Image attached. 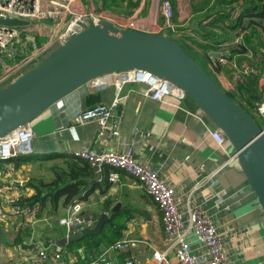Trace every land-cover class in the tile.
Segmentation results:
<instances>
[{
  "label": "crops",
  "instance_id": "0c3cea01",
  "mask_svg": "<svg viewBox=\"0 0 264 264\" xmlns=\"http://www.w3.org/2000/svg\"><path fill=\"white\" fill-rule=\"evenodd\" d=\"M161 1L117 0L111 8L103 6V0H77V4L81 10L106 13L122 28L163 34ZM170 1L176 28H183L185 35L197 36L203 41L197 33L198 20L207 11L193 12L192 5L198 0ZM118 6L128 10L127 13ZM238 37L241 36L234 35L232 40L219 46L227 50L235 45ZM211 52L213 56L223 54ZM205 62L221 88L230 89L231 67L217 69L206 58ZM123 77V73L105 75L69 94L31 122L33 154L38 159L18 165L17 175L8 179L12 191L18 192L23 186L31 198L35 191L29 180H54L56 172L66 167V161L75 151L86 148L125 151L133 146L135 157L158 169L174 188L186 219L192 206H200L212 216L223 237L229 264H264V210L230 141L223 146L217 143L211 134L217 127L189 96L171 94L155 100L146 94V83ZM117 96L120 104L114 117L120 124L119 136L100 140L94 120L69 129L79 111L98 102L110 104ZM51 154L59 157L45 159ZM113 170L107 166L100 171L101 176L95 170L88 187L95 185V189L86 199L77 200L81 202L80 212L88 220V227L95 226L99 218L97 210L111 216L99 233L81 239L68 236L67 227L59 223L67 211L66 196L55 203L47 200L32 225H25L20 216L0 221V264H18L34 258L36 244L62 251L69 264H83L104 255L117 264L126 256L134 257L137 264H155L154 252L167 246L162 212L135 177L119 171L120 180L113 182L110 179ZM189 233L192 251L200 254L202 264H207L205 248L193 232ZM64 237L69 240L66 242ZM127 239L134 240L128 248L112 249L115 242ZM72 241L80 244L70 249ZM171 257L175 259L173 253Z\"/></svg>",
  "mask_w": 264,
  "mask_h": 264
},
{
  "label": "built area",
  "instance_id": "2783aa9c",
  "mask_svg": "<svg viewBox=\"0 0 264 264\" xmlns=\"http://www.w3.org/2000/svg\"><path fill=\"white\" fill-rule=\"evenodd\" d=\"M160 8L164 18L160 30L167 35L166 29L176 30L173 22L174 9L170 0H162ZM0 18H17L31 22L28 26L18 27L0 25L2 68L0 88L25 73L73 33L82 31L102 19H107L116 25L115 20L108 17L106 13L81 10L77 0H0ZM240 39L241 37H238L236 42ZM211 65L231 67L232 76L228 83L230 89L235 87L238 80L260 73L259 85L261 88L264 87V71L261 72L255 64L237 63L230 61L224 54H220L212 55ZM123 74L124 80L146 83L148 85L146 94L152 99L163 100L171 94L179 97L186 96L181 88L150 72L134 70ZM119 104L120 97L117 96L110 104L98 102L79 111L74 116L73 124L69 126V129L75 128V124H85L94 120L98 124L97 137L100 140L110 135L119 136L120 124L114 117ZM255 113L262 122L261 127L264 131V98L257 102ZM211 134L220 146L228 141L218 127L211 130ZM33 138L34 131L29 124L0 138V221L8 217L20 216L24 218L25 225H32L42 210L40 202L30 201L28 192L23 190V186L20 191L14 192L8 183L9 178L17 175L16 159L33 153ZM73 155L87 160L92 167H98L99 171L107 166L115 169L110 172V179L113 182L120 180L119 171H123L135 177L146 189L162 212L164 238L167 243L163 250L154 252L155 264H202L200 254L191 249L189 232H193L205 248L207 264L230 263L223 237L212 216L202 207L192 206L189 208L186 219L180 210V198L176 196L174 188L166 182L158 169L135 157L133 146L125 151L86 148L75 151ZM80 211L81 202L75 200L67 206L66 214L59 219V223L67 227L68 236L81 233L90 227H88V220ZM133 241L132 239L117 241L112 245V249H126ZM33 247L35 257L18 264H69L60 250L42 244H36ZM171 253L174 254L175 259L171 257ZM83 264L117 263L104 255ZM121 264L137 263L134 257L126 256Z\"/></svg>",
  "mask_w": 264,
  "mask_h": 264
},
{
  "label": "water",
  "instance_id": "95a60500",
  "mask_svg": "<svg viewBox=\"0 0 264 264\" xmlns=\"http://www.w3.org/2000/svg\"><path fill=\"white\" fill-rule=\"evenodd\" d=\"M17 18L0 25L28 26ZM140 70L181 88L221 129L264 210V131L256 118L212 79L202 64L173 38L102 19L73 33L39 62L0 88V138L31 124L60 100L108 74ZM101 176L98 167H94ZM119 206V205H118ZM115 208L112 210L114 212ZM93 227L75 235L99 233L111 216L96 211ZM66 242L68 237H64ZM61 246L62 242H58Z\"/></svg>",
  "mask_w": 264,
  "mask_h": 264
},
{
  "label": "trees",
  "instance_id": "16d2710c",
  "mask_svg": "<svg viewBox=\"0 0 264 264\" xmlns=\"http://www.w3.org/2000/svg\"><path fill=\"white\" fill-rule=\"evenodd\" d=\"M116 1L103 0V6L111 8L112 2ZM192 10L194 13L207 11V14L198 20L200 27L197 33L203 41L197 36L185 35L184 29L179 27L175 31L166 29V34L178 41L187 52V49H190L194 53L192 56L202 64L216 83L214 74L205 62V58L209 63L212 61L211 51L223 53L230 61L255 64L261 72L264 71V0H198L193 3ZM234 12L236 13L233 14ZM231 32L242 38L226 50L219 45L226 40H232L234 35H231ZM206 41L208 44L205 43ZM249 54L254 57L255 63L248 57ZM217 69H220V66H217ZM1 71L0 64V73ZM260 74L238 80L234 88L223 90L244 106L262 125L255 113L257 102L264 98V87L261 88L259 85ZM58 157L56 154H51L45 159ZM69 158L66 167L56 172L54 180L50 182L33 178L29 180V185L35 191L30 198L31 202H40L44 206L47 200L55 203L65 195V204L69 205L75 200L86 199L95 189V185L88 188L95 173L94 167L85 159L75 156ZM37 159L38 156L32 153L17 158L16 162L20 165L24 161ZM76 243L80 244L72 241L69 248L75 249Z\"/></svg>",
  "mask_w": 264,
  "mask_h": 264
},
{
  "label": "rangeland",
  "instance_id": "374dc122",
  "mask_svg": "<svg viewBox=\"0 0 264 264\" xmlns=\"http://www.w3.org/2000/svg\"><path fill=\"white\" fill-rule=\"evenodd\" d=\"M118 7H120L119 9H120L121 11H124V12L127 13L128 10L124 9V8L121 7V6H118ZM186 49H187V48H186ZM187 50H188V52H189L191 55H194V53H193L190 49H187ZM252 62L255 63V61H253V60H252ZM202 63H203V62H202ZM215 79H216V77H215ZM217 83L219 84L218 81H217ZM219 85H220V84H219ZM228 90H231V89H228Z\"/></svg>",
  "mask_w": 264,
  "mask_h": 264
},
{
  "label": "bare ground",
  "instance_id": "6f19581e",
  "mask_svg": "<svg viewBox=\"0 0 264 264\" xmlns=\"http://www.w3.org/2000/svg\"><path fill=\"white\" fill-rule=\"evenodd\" d=\"M99 79V78H98ZM97 80V79H96Z\"/></svg>",
  "mask_w": 264,
  "mask_h": 264
}]
</instances>
